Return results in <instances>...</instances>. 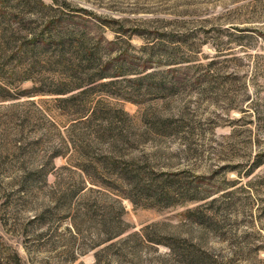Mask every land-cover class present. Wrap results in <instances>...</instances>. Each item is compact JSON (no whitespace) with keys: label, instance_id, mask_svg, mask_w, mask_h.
Returning a JSON list of instances; mask_svg holds the SVG:
<instances>
[{"label":"rangeland","instance_id":"rangeland-1","mask_svg":"<svg viewBox=\"0 0 264 264\" xmlns=\"http://www.w3.org/2000/svg\"><path fill=\"white\" fill-rule=\"evenodd\" d=\"M0 264H264V0H0Z\"/></svg>","mask_w":264,"mask_h":264},{"label":"trees","instance_id":"trees-1","mask_svg":"<svg viewBox=\"0 0 264 264\" xmlns=\"http://www.w3.org/2000/svg\"><path fill=\"white\" fill-rule=\"evenodd\" d=\"M79 42V50L81 52V61L83 64H95L97 62V56H96V50L89 47V38L82 33H79V38L77 35L73 32L69 34H63L62 27L59 24H56V22L50 23L46 28L42 29L38 34L35 35V38L33 39V46L31 48L32 51H35L37 49L41 48H47L52 46L57 47H65L66 45L74 46L77 45ZM64 61V59H61ZM120 67V66H119ZM122 68V66H121ZM180 69H169L165 72L167 73H177ZM125 74L123 73V70L121 69L120 72L116 75H105L102 74L100 78L105 77H117L122 76ZM162 74H165L164 72ZM153 75H147L145 78H150ZM83 86H80V88ZM105 164H96L94 166V172L96 173H102L103 175L108 176V178L112 179L114 183H121V185H126V179L120 176L119 174V161L117 158H114L113 160H107V162H104ZM108 168V171L106 170ZM128 170L127 168H124L123 171ZM86 171V169H85ZM117 171V172H116ZM134 183L137 187V191L140 192H155L159 193L160 201H166V193L168 192L167 188L162 186H157L155 182H148V180L145 179H139L134 180ZM186 199L187 194L185 192H179V198L178 199ZM134 202V201H133ZM136 204V202H134ZM120 262H122V258H119Z\"/></svg>","mask_w":264,"mask_h":264}]
</instances>
